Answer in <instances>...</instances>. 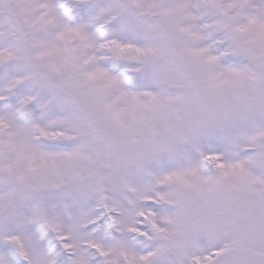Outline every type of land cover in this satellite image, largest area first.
<instances>
[{"label": "snow or ice", "instance_id": "6c2138e0", "mask_svg": "<svg viewBox=\"0 0 264 264\" xmlns=\"http://www.w3.org/2000/svg\"><path fill=\"white\" fill-rule=\"evenodd\" d=\"M0 264H264V0H0Z\"/></svg>", "mask_w": 264, "mask_h": 264}]
</instances>
